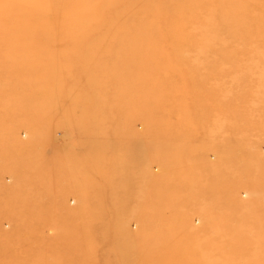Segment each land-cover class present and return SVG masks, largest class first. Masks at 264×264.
Here are the masks:
<instances>
[{"label": "rangeland", "instance_id": "rangeland-1", "mask_svg": "<svg viewBox=\"0 0 264 264\" xmlns=\"http://www.w3.org/2000/svg\"><path fill=\"white\" fill-rule=\"evenodd\" d=\"M0 264H264V0H0Z\"/></svg>", "mask_w": 264, "mask_h": 264}, {"label": "bare ground", "instance_id": "bare-ground-1", "mask_svg": "<svg viewBox=\"0 0 264 264\" xmlns=\"http://www.w3.org/2000/svg\"><path fill=\"white\" fill-rule=\"evenodd\" d=\"M92 15V14H91ZM87 24V23H86ZM89 27V26H88ZM99 27V26H98Z\"/></svg>", "mask_w": 264, "mask_h": 264}]
</instances>
